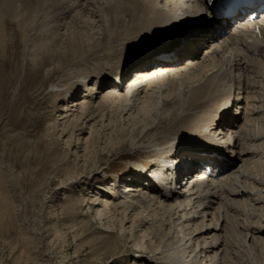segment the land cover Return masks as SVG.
Listing matches in <instances>:
<instances>
[{
  "label": "bare ground",
  "instance_id": "6f19581e",
  "mask_svg": "<svg viewBox=\"0 0 264 264\" xmlns=\"http://www.w3.org/2000/svg\"><path fill=\"white\" fill-rule=\"evenodd\" d=\"M210 1L0 0V57L19 39L22 59L36 70L52 61L48 71L56 75L49 89L61 102L60 130L76 122L77 135L71 131L69 139L78 144L88 128L89 142L101 136L109 144L115 131H136L128 137L150 161L132 165L135 171L120 178L118 191L96 185L83 200L104 231L114 232L118 223L115 231L127 234L125 246L138 264H226L233 244L264 263L262 216L239 225L243 232L234 226L231 233L229 225L230 216L264 213L258 171L264 133L251 134L264 126V24L260 33L243 28L224 40L242 13L217 18ZM243 10L247 17L259 7ZM185 12L194 18L184 28L177 15ZM127 50L133 54L122 63L127 68L100 71L116 57L118 65ZM85 56L93 58L92 66L77 69ZM64 75L74 79L66 83ZM162 99L179 104L167 130L157 129L152 116ZM127 105L133 113L125 112ZM214 165L219 177L201 175ZM239 233L240 241L234 238Z\"/></svg>",
  "mask_w": 264,
  "mask_h": 264
},
{
  "label": "rangeland",
  "instance_id": "374dc122",
  "mask_svg": "<svg viewBox=\"0 0 264 264\" xmlns=\"http://www.w3.org/2000/svg\"><path fill=\"white\" fill-rule=\"evenodd\" d=\"M189 14L177 16L189 23L194 18ZM195 15L198 21L205 19L203 14ZM15 43L14 48L9 47L0 57V264H133L134 250L125 246L127 234L122 236L118 229L115 231L119 226L116 221L114 232L104 231L103 220L96 218L93 211H87L83 199L97 190L96 185L118 191L120 178L135 171L132 165L150 161L128 137L136 131H115L111 135L112 143L107 144L101 136L89 142V129L84 128L79 135L81 141L74 142L75 121L64 132L60 130L61 102L49 89L56 75L48 71L52 61L48 59L46 66L36 70L30 59H22L19 39ZM131 56V52L124 60L119 56L118 65H115L116 57L110 62L112 67L104 64L100 71L116 73ZM90 57L79 60L76 68L92 66L94 61ZM81 73L78 71L77 75ZM73 75H64L63 81L69 83ZM161 101L163 105L159 103L151 113L157 118V129L167 130L176 121L175 106L179 104L171 99ZM130 107L127 105L125 112L133 113ZM114 118L115 126L120 129L118 118ZM257 132L264 133V126H257L251 134ZM85 143L87 147L81 150ZM259 155L260 151L255 153ZM261 160L258 171L264 179V157ZM101 168L106 173L97 176L96 170ZM250 177L255 178L252 173ZM254 212L230 216L231 233L234 226L243 232L239 225L249 220L256 223L259 216L264 222V213L260 209ZM234 238L240 241L241 234ZM232 246L235 252L231 256L226 254L229 257L226 264H256L241 245Z\"/></svg>",
  "mask_w": 264,
  "mask_h": 264
},
{
  "label": "trees",
  "instance_id": "16d2710c",
  "mask_svg": "<svg viewBox=\"0 0 264 264\" xmlns=\"http://www.w3.org/2000/svg\"><path fill=\"white\" fill-rule=\"evenodd\" d=\"M182 23L183 25L187 26L189 23L188 22H185L183 19H182Z\"/></svg>",
  "mask_w": 264,
  "mask_h": 264
}]
</instances>
